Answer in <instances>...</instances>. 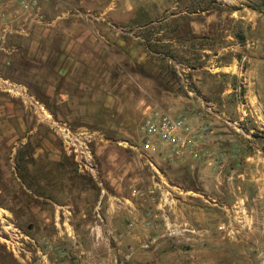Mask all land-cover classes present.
Returning a JSON list of instances; mask_svg holds the SVG:
<instances>
[{
  "label": "rangeland",
  "instance_id": "1",
  "mask_svg": "<svg viewBox=\"0 0 264 264\" xmlns=\"http://www.w3.org/2000/svg\"><path fill=\"white\" fill-rule=\"evenodd\" d=\"M167 8L152 14L160 17ZM139 14L145 16V8ZM149 46L164 55L149 59L161 71L139 67L136 87L116 70L105 72L113 86L111 108L72 121L73 130L93 134L90 167L66 151L45 119H23L33 131H17L12 141L0 124V264H264V49L240 58L239 77L231 80L215 69L221 56L202 59L163 42ZM169 59L193 69L186 74L188 91L224 103L229 118L216 126L210 119L212 132L203 142L207 151L223 137L217 141L227 146L225 152L218 147L223 157L209 152L167 166L134 151L144 106L168 86L173 97L166 105L181 104L176 94H186ZM2 102L7 111L23 112L9 97L0 95ZM245 110L249 119H239ZM18 119H10L16 130ZM13 233L19 244L10 243Z\"/></svg>",
  "mask_w": 264,
  "mask_h": 264
},
{
  "label": "crops",
  "instance_id": "2",
  "mask_svg": "<svg viewBox=\"0 0 264 264\" xmlns=\"http://www.w3.org/2000/svg\"><path fill=\"white\" fill-rule=\"evenodd\" d=\"M261 1L43 2L37 23H26L22 19L14 22L13 33L6 34L4 42L0 44V76L16 90L15 93L7 94L0 88V95L18 102L23 111L18 114L13 108L7 111L3 102L0 103L2 133L8 140H11L17 131L31 133L33 130L23 125V119L30 117L42 122L45 119L56 135L57 128L61 126L70 129L75 127H72L73 120L98 117L100 112L111 108L110 103L114 95V92H111L112 83L110 80L107 82L105 72L116 70L119 74L127 76L130 85L136 87L139 67L150 73L161 71L158 66L149 62L152 57L164 56L161 52L152 50L149 46L151 43L163 42L164 47L181 49L186 53L199 55L202 59L205 57L203 54L221 56L223 64L215 69L225 73V78L237 79L239 76H234L238 75L234 74V70H239L240 58L250 60L251 54L258 55L259 49H264V42L261 40H264V30H260V24L262 21L264 23V19L260 18L264 13ZM191 5L193 9H190ZM140 7L145 8V16L139 14ZM155 7H168L167 13L160 17L154 16L152 12ZM171 8H176L177 11L171 13ZM234 23L238 24L239 32H234ZM145 41L143 48L142 43ZM120 55L125 56V60H119ZM227 57H231V61H224ZM166 63H173L186 94H176L178 100L175 101L180 103L181 99V104L166 105L170 97H173V91H170L168 86L166 91L161 89L160 98L151 99L149 104L170 114L183 113L187 109L201 111L203 120L209 124L210 119L213 120L214 126L220 125L222 119L229 118L223 99V105H219L218 99H214L217 102L205 100L187 90L189 80L186 74L193 69L171 59ZM253 65L257 69L260 68V62L254 63L253 60ZM255 85L258 88L260 81L257 80ZM227 92H231L228 94L231 96L234 87L229 85ZM255 97L257 101L260 98L258 95ZM242 112L244 116L239 119H249L247 111ZM12 115H17L20 120L17 130L10 124ZM226 123L231 124L228 121ZM78 126L76 128H79ZM222 138H214L215 142L212 141L207 146V151L205 150L206 155H209V152H216L217 155L222 152L218 147L222 148L224 145L217 142ZM22 144L23 142H20L17 146L21 147ZM225 147L227 146L223 147V152L227 150ZM228 148L232 152L234 145L231 144ZM223 156L224 153L219 155Z\"/></svg>",
  "mask_w": 264,
  "mask_h": 264
},
{
  "label": "built area",
  "instance_id": "3",
  "mask_svg": "<svg viewBox=\"0 0 264 264\" xmlns=\"http://www.w3.org/2000/svg\"><path fill=\"white\" fill-rule=\"evenodd\" d=\"M45 1L48 0H0V44L4 42L6 34L13 33L14 22L22 19L26 23H37ZM0 88L7 93L16 92L15 87L1 76ZM139 128V142L134 151L151 160L157 157L167 166L180 161H197L205 156L203 142L212 132L211 124L203 120L201 111L187 109L183 113L170 114L153 105L144 106ZM56 133L68 153L74 154L75 159L83 166H91L89 144L92 133L86 129L73 130L67 126L57 128ZM10 237V243L19 244L18 233H13Z\"/></svg>",
  "mask_w": 264,
  "mask_h": 264
},
{
  "label": "trees",
  "instance_id": "4",
  "mask_svg": "<svg viewBox=\"0 0 264 264\" xmlns=\"http://www.w3.org/2000/svg\"><path fill=\"white\" fill-rule=\"evenodd\" d=\"M262 3H263V5H264V0H262Z\"/></svg>",
  "mask_w": 264,
  "mask_h": 264
},
{
  "label": "flooded vegetation",
  "instance_id": "5",
  "mask_svg": "<svg viewBox=\"0 0 264 264\" xmlns=\"http://www.w3.org/2000/svg\"><path fill=\"white\" fill-rule=\"evenodd\" d=\"M20 233V232H19ZM21 234V233H20Z\"/></svg>",
  "mask_w": 264,
  "mask_h": 264
}]
</instances>
